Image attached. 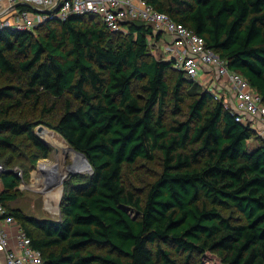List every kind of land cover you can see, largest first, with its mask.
Here are the masks:
<instances>
[{
	"label": "trees",
	"instance_id": "1",
	"mask_svg": "<svg viewBox=\"0 0 264 264\" xmlns=\"http://www.w3.org/2000/svg\"><path fill=\"white\" fill-rule=\"evenodd\" d=\"M148 1L204 36L264 103V0ZM161 35L141 20L111 31L96 14L0 29V201L45 264H264V138L174 60L151 56ZM41 124L93 167L71 176L60 219L9 205L15 167L52 152ZM158 156L161 174L137 195L125 171Z\"/></svg>",
	"mask_w": 264,
	"mask_h": 264
},
{
	"label": "built area",
	"instance_id": "2",
	"mask_svg": "<svg viewBox=\"0 0 264 264\" xmlns=\"http://www.w3.org/2000/svg\"><path fill=\"white\" fill-rule=\"evenodd\" d=\"M26 4V9L18 4ZM96 14L111 31H128V24L141 20L162 33L158 41H165L173 51L167 60H174L175 68L193 79L201 78L206 85L221 84L223 93L212 90L215 99H224L225 107L236 120L250 124L264 138V103L260 92L239 72L230 69L227 60L208 48L205 37L175 21L158 10L148 0H0V29L35 30L48 20H66L71 15ZM168 35L170 41L165 40ZM154 40V39H153ZM7 169L0 164V176ZM16 170V169H15ZM17 171V170H16ZM22 177V172L17 171ZM4 224L18 226L16 246H11ZM0 248L6 252L7 264H45L43 252L32 246L29 236L17 219L7 215L0 201Z\"/></svg>",
	"mask_w": 264,
	"mask_h": 264
},
{
	"label": "rangeland",
	"instance_id": "3",
	"mask_svg": "<svg viewBox=\"0 0 264 264\" xmlns=\"http://www.w3.org/2000/svg\"><path fill=\"white\" fill-rule=\"evenodd\" d=\"M41 31L43 32L44 29H41ZM163 37L165 38V40L170 41L168 35L165 34ZM151 42H152V45L150 47L151 56L157 59H161V58L166 59L168 55L173 53V51H171V48L168 47V44L165 41L152 40ZM196 80L199 82L200 88L207 87V88H212L214 92L216 91V89H213L214 87L211 86L209 83H207L206 85L202 84L200 82L201 81L200 77H198ZM222 95L223 98L227 96L224 91ZM24 114L25 116L38 118L40 115V108H33V109L28 108ZM50 119L55 120L53 116H51ZM45 127L48 128V126ZM49 129L52 130L50 127ZM256 142L257 139H253L252 141H250V144L253 145ZM53 157L56 158L54 147L52 148V152L50 153V156L48 158L41 159L35 166L32 167L28 166L30 169L29 172H26L24 168L19 165L15 167L17 171L22 172L23 179L21 180L19 186V191L21 193L20 197L14 201H11L9 203L10 206L19 208L24 213L38 218H52V219L61 218L62 201H63V196L65 194L66 186L69 183L78 182L79 179L77 177H68V179L62 185L58 184V186H54V184H52L55 183L54 182L55 178L48 182L47 180L48 174L45 173V171L40 167V165L42 163H46V161L48 162L50 159H53ZM72 161L74 162V160H71L69 165L72 163ZM161 169H162V165H161L160 156H158L156 161H151L146 159L139 160L132 168H129L125 171V183L127 187L130 188L132 191H134L137 195L145 197L150 187V184L161 174ZM53 175L57 176L58 174H53ZM60 186H61L60 189L61 192H60V197L58 198V194H59L58 190ZM47 198H50L52 200H47ZM56 208H58L59 212L56 211ZM125 209H127L133 216L137 215V213L134 210L129 209L127 207H125ZM227 213H229V211H227ZM231 215L235 219L241 216L240 213L236 210H233L231 212ZM6 231L9 233L7 229ZM14 233L17 236L18 226L15 227ZM8 235L9 238H11L10 233ZM182 264L185 263L182 262ZM202 264H221V262H219V259H217L215 256H212L205 259Z\"/></svg>",
	"mask_w": 264,
	"mask_h": 264
},
{
	"label": "bare ground",
	"instance_id": "4",
	"mask_svg": "<svg viewBox=\"0 0 264 264\" xmlns=\"http://www.w3.org/2000/svg\"><path fill=\"white\" fill-rule=\"evenodd\" d=\"M42 139H44L48 144H50L55 149H59V154H57L56 158L53 157V159H50L46 163H42L40 167L45 171V173L53 175L58 174V178H62L63 175H65L68 171V165L71 160H74V162H83V166H85V161L82 158V156L77 153L70 145L67 143L65 138L61 136L59 133L55 132L53 129L50 130L49 127L45 128L40 133ZM69 159V160H68ZM52 183V182H51ZM54 186H58V183H52ZM61 186L59 187V194L58 198L60 197L61 192ZM47 200H52L50 198H47ZM52 208V207H51ZM50 208V209H51ZM56 211L59 212L58 208H56Z\"/></svg>",
	"mask_w": 264,
	"mask_h": 264
},
{
	"label": "water",
	"instance_id": "5",
	"mask_svg": "<svg viewBox=\"0 0 264 264\" xmlns=\"http://www.w3.org/2000/svg\"><path fill=\"white\" fill-rule=\"evenodd\" d=\"M26 6V4L25 3H22V4H18L17 6ZM46 127H45V125H43V124H41V125H39L38 127H37V129H36V132H37V134H39L40 135V133L45 129ZM41 136V135H40ZM44 140V139H43ZM45 141V140H44ZM46 142V141H45ZM47 143V142H46ZM48 144V143H47ZM52 147V146H51ZM53 148V147H52ZM73 148V147H72ZM77 153H79L81 156H82V158L84 159V161H85V166H83V162H73L72 161V163L69 165V167H68V172L65 174V175H63L62 176V178H58L57 176H55V175H52V177L50 176V174H48V178H47V180H48V182L49 181H51V180H53L54 178H55V180H54V182H56V183H58V184H60V185H62L67 179H68V177H71V176H73V175H77V174H82V173H92L93 172V167H92V165H91V163L89 162V160H88V158H87V156L83 153V152H81V151H78V150H76L75 148H73ZM55 153H56V156H57V154H59V149L58 148H56L55 149Z\"/></svg>",
	"mask_w": 264,
	"mask_h": 264
},
{
	"label": "crops",
	"instance_id": "6",
	"mask_svg": "<svg viewBox=\"0 0 264 264\" xmlns=\"http://www.w3.org/2000/svg\"><path fill=\"white\" fill-rule=\"evenodd\" d=\"M210 84V83H209ZM213 86L219 91V92H227L225 89L221 88V84H217L216 82H213ZM5 229H7L11 235L10 241H11V246H16V234L14 233L15 227L16 226H12V225H8V224H4ZM0 264H7L6 261V252L4 249L0 248Z\"/></svg>",
	"mask_w": 264,
	"mask_h": 264
}]
</instances>
